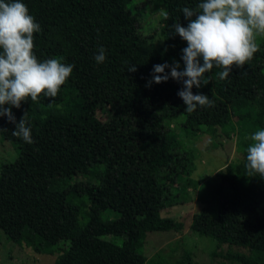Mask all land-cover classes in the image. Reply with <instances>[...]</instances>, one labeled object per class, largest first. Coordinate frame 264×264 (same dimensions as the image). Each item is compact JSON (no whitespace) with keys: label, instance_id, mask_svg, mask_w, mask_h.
Segmentation results:
<instances>
[{"label":"trees","instance_id":"1","mask_svg":"<svg viewBox=\"0 0 264 264\" xmlns=\"http://www.w3.org/2000/svg\"><path fill=\"white\" fill-rule=\"evenodd\" d=\"M129 1L24 0L42 29L34 33L37 57H60L74 68L55 98L11 109L17 120L27 111L32 143L14 136V125L0 117L6 129L0 137L17 153L0 167V230L36 253L60 251L53 264H145L148 233L183 229L160 212L196 199L201 207L190 229L215 241L213 257L264 264V178L246 170L244 151L242 160L227 162L204 181L211 185L204 196L202 180L190 178L195 156L188 144L194 134L232 130L239 103L237 119L249 137L264 127V40L229 77L219 79L213 68L208 83L192 91L209 95L214 105L187 113L176 95L180 82H146L154 64L180 61L186 42L169 25L186 24L180 9L197 0H160L168 13L160 21L163 56L135 33ZM99 45L106 54L102 64L93 59ZM129 63L136 71L126 70ZM104 109L109 117L101 121L97 112ZM106 235L123 240L110 242ZM60 241L67 246L57 247ZM174 264L195 263L183 251Z\"/></svg>","mask_w":264,"mask_h":264},{"label":"clouds","instance_id":"2","mask_svg":"<svg viewBox=\"0 0 264 264\" xmlns=\"http://www.w3.org/2000/svg\"><path fill=\"white\" fill-rule=\"evenodd\" d=\"M180 11L187 23L175 21L169 27L170 33L186 42L180 50L183 67L177 60L154 64L146 86L169 78L180 82L176 95L185 105L184 111L192 113L197 107L214 105L209 95L192 91L208 83L213 68L223 80L233 65H245L257 52L256 36L264 33V0H197L195 7L183 6ZM163 14L168 15L167 11ZM41 31L24 0H0V117L14 125V136L29 144L33 136L27 111L17 120L11 109L19 108L25 100L55 98L74 68L73 62L60 57H37L34 33ZM93 59L96 64L105 61L103 45L97 46ZM136 65L129 63L126 70L134 72ZM249 138L245 168L264 178V127L251 132Z\"/></svg>","mask_w":264,"mask_h":264},{"label":"rangeland","instance_id":"3","mask_svg":"<svg viewBox=\"0 0 264 264\" xmlns=\"http://www.w3.org/2000/svg\"><path fill=\"white\" fill-rule=\"evenodd\" d=\"M127 9L137 20L135 33L141 36V39L149 40L155 49L163 56L167 43L166 36L162 31L161 18L164 15L165 8L160 0H130ZM131 38H134L132 36ZM257 43L260 44L264 40V33L257 34ZM69 99L68 94L65 95ZM238 112L233 113V128L227 132L220 129L217 134L211 136L208 133L194 134L189 140L193 149L195 160L194 170L190 178L199 181L202 180L204 196L206 191L210 189V182L204 181L210 179L213 174L225 166L227 162H237L242 160L244 151H246L248 133L238 122L237 115L241 113L242 103L237 106ZM98 119L105 121L109 117L107 109L97 112ZM179 121L171 120L169 123L175 125ZM0 167L3 164L12 162L16 158V150L8 142L0 137ZM82 176H78L77 180H83ZM194 193V198L197 196ZM86 212L87 208L82 206ZM201 202L194 201L187 204L176 205L166 208L160 212L162 218L170 219L174 222H181L183 229L180 232H151L146 235L143 247L146 256L145 264H174L181 259L183 251L192 254V261L195 264H231L223 261L219 257H213L211 253L216 249L215 241L206 236H199L190 229L192 216L199 211ZM104 239L120 244L123 236L106 235ZM57 247L65 248L67 243L60 241ZM226 246L223 247V250ZM36 253L32 248L24 244H16L11 242L0 230V264H53L58 255Z\"/></svg>","mask_w":264,"mask_h":264},{"label":"bare ground","instance_id":"4","mask_svg":"<svg viewBox=\"0 0 264 264\" xmlns=\"http://www.w3.org/2000/svg\"><path fill=\"white\" fill-rule=\"evenodd\" d=\"M1 140V139H0Z\"/></svg>","mask_w":264,"mask_h":264}]
</instances>
